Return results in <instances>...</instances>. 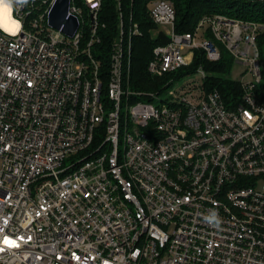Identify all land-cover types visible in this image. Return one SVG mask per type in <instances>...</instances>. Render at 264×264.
<instances>
[{"label":"built area","instance_id":"obj_1","mask_svg":"<svg viewBox=\"0 0 264 264\" xmlns=\"http://www.w3.org/2000/svg\"><path fill=\"white\" fill-rule=\"evenodd\" d=\"M56 1L29 0L22 30L0 31V264H264V23L215 14L178 32L174 4L153 0L170 39L147 69L164 84L137 91L138 23L121 20L105 87L102 0H70L73 36L50 24ZM218 42L243 67L235 104L202 66L201 84L180 83L195 50L221 58Z\"/></svg>","mask_w":264,"mask_h":264},{"label":"trees","instance_id":"obj_2","mask_svg":"<svg viewBox=\"0 0 264 264\" xmlns=\"http://www.w3.org/2000/svg\"><path fill=\"white\" fill-rule=\"evenodd\" d=\"M82 5V0H76ZM153 0H102L99 10L100 41L92 47L94 58L100 63V76L105 85L108 84L110 73V54L113 43L119 38L121 20L125 26L132 22L138 23L141 35L132 38L129 84L133 90L149 91L162 89L164 79L152 76L147 67L152 58L153 49L159 44L169 41V36L163 30L153 34L158 25L149 14V5ZM176 9V29L178 32H193L200 20L205 16L215 14L244 21L264 23V0H170ZM207 37L214 39L210 32ZM221 47V58L218 61L209 60L204 51L195 50L194 59L190 65L179 71L182 74H194L199 66L207 73L205 86L207 90L218 89L225 102L235 104L240 101L242 93L238 80L232 78L235 66L234 57L226 48ZM260 58L264 63V31L257 36ZM100 138L96 137V141Z\"/></svg>","mask_w":264,"mask_h":264},{"label":"clouds","instance_id":"obj_3","mask_svg":"<svg viewBox=\"0 0 264 264\" xmlns=\"http://www.w3.org/2000/svg\"><path fill=\"white\" fill-rule=\"evenodd\" d=\"M28 3L29 0H0V16H2V18H0V31H4L6 35L15 36L17 32L22 30V21L15 19L13 14L20 8L26 6ZM10 22H15V24L18 25V29L16 31H6V25ZM203 220L214 228H219L221 224V218L215 210H212L207 215H204ZM136 255H138V253H134L133 257ZM104 264H107V262H104Z\"/></svg>","mask_w":264,"mask_h":264},{"label":"water","instance_id":"obj_4","mask_svg":"<svg viewBox=\"0 0 264 264\" xmlns=\"http://www.w3.org/2000/svg\"><path fill=\"white\" fill-rule=\"evenodd\" d=\"M70 0H57L50 13V24L56 28H63L69 36H73L79 23L75 16H68Z\"/></svg>","mask_w":264,"mask_h":264},{"label":"rangeland","instance_id":"obj_5","mask_svg":"<svg viewBox=\"0 0 264 264\" xmlns=\"http://www.w3.org/2000/svg\"><path fill=\"white\" fill-rule=\"evenodd\" d=\"M160 30H166L165 28H163L162 26H158L157 30L155 29L153 31V34H156L158 31ZM242 70H243V67L238 65V64H235L234 68H233V71H232V78L236 79V80H239L241 79V76H242ZM185 82V83H184ZM203 82V78L201 77L200 74H197V73H194V74H189V76L185 77V78H182L180 83L181 84H185V86H188V85H192V84H201ZM263 82H264V79H263ZM183 84V85H184ZM173 87H176V86H173ZM172 88V87H171ZM170 88H167L165 91H164V97L167 96L168 97V91H169Z\"/></svg>","mask_w":264,"mask_h":264},{"label":"snow or ice","instance_id":"obj_6","mask_svg":"<svg viewBox=\"0 0 264 264\" xmlns=\"http://www.w3.org/2000/svg\"><path fill=\"white\" fill-rule=\"evenodd\" d=\"M2 18V16H0ZM18 29V25L15 24V22L11 23V27L8 28L9 31H16Z\"/></svg>","mask_w":264,"mask_h":264},{"label":"bare ground","instance_id":"obj_7","mask_svg":"<svg viewBox=\"0 0 264 264\" xmlns=\"http://www.w3.org/2000/svg\"><path fill=\"white\" fill-rule=\"evenodd\" d=\"M9 27H11V22L6 25V29L8 30Z\"/></svg>","mask_w":264,"mask_h":264}]
</instances>
